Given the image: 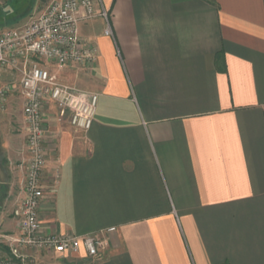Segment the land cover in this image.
<instances>
[{
    "label": "crops",
    "instance_id": "0c3cea01",
    "mask_svg": "<svg viewBox=\"0 0 264 264\" xmlns=\"http://www.w3.org/2000/svg\"><path fill=\"white\" fill-rule=\"evenodd\" d=\"M99 1L112 36L102 18L79 25L97 61L44 64L58 82L98 95V108L84 132L46 106L38 219L44 234L108 247L94 259L37 261L264 264V0ZM18 82L3 75L13 87L0 112V253L18 235L28 158Z\"/></svg>",
    "mask_w": 264,
    "mask_h": 264
},
{
    "label": "built area",
    "instance_id": "2783aa9c",
    "mask_svg": "<svg viewBox=\"0 0 264 264\" xmlns=\"http://www.w3.org/2000/svg\"><path fill=\"white\" fill-rule=\"evenodd\" d=\"M3 0H0V3ZM96 0H49L45 9L20 27L0 31V112L13 85L3 84L6 73L19 77L23 98L24 121L27 130V162L22 187V198L13 212L18 222V235L4 237L5 250L0 253V264H39L37 255L51 253L54 257L76 255L83 251L94 259L108 247L104 238L95 236L47 235L41 231L39 207L44 197L45 156L44 112L52 103L58 119L69 115V125L87 132L98 108V95L77 91L54 79L44 64L59 69L92 66L98 57L96 47L79 35V25L102 18L106 27L104 36L111 37L108 12L96 10ZM59 170L53 179H59Z\"/></svg>",
    "mask_w": 264,
    "mask_h": 264
},
{
    "label": "rangeland",
    "instance_id": "374dc122",
    "mask_svg": "<svg viewBox=\"0 0 264 264\" xmlns=\"http://www.w3.org/2000/svg\"><path fill=\"white\" fill-rule=\"evenodd\" d=\"M46 2L48 0H44L43 4ZM31 6L32 0H3L0 3V31L23 26L43 11L40 6L35 9L34 5Z\"/></svg>",
    "mask_w": 264,
    "mask_h": 264
}]
</instances>
